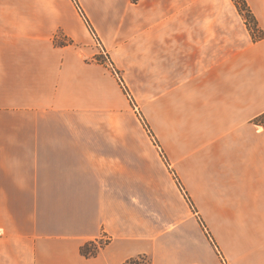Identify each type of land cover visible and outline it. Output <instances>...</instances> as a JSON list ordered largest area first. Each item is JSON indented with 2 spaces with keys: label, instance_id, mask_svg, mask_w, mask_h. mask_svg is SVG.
I'll return each mask as SVG.
<instances>
[{
  "label": "crops",
  "instance_id": "crops-1",
  "mask_svg": "<svg viewBox=\"0 0 264 264\" xmlns=\"http://www.w3.org/2000/svg\"><path fill=\"white\" fill-rule=\"evenodd\" d=\"M78 1L174 124L162 138L191 203L129 129L79 7L0 0V264H264V38L231 0ZM245 1L264 33V0Z\"/></svg>",
  "mask_w": 264,
  "mask_h": 264
},
{
  "label": "rangeland",
  "instance_id": "rangeland-1",
  "mask_svg": "<svg viewBox=\"0 0 264 264\" xmlns=\"http://www.w3.org/2000/svg\"><path fill=\"white\" fill-rule=\"evenodd\" d=\"M74 3L76 4L77 7H79L80 15L81 16L83 15L84 18L88 20L93 30V33L92 32L91 33L95 38L96 51L98 52V56L100 58V62L98 63L104 64L111 71V73L118 79V81L119 80L122 81L123 87L121 85L120 86L127 100L128 115H129V120H131L130 122L128 121L129 129L138 131L141 134H143L145 137H147L151 146L154 148V150H156L159 153L162 162L166 165L169 173L172 175L176 183L181 184L174 167L171 165L167 157V153L165 150V139L162 138V136L167 135L169 130L173 129L172 127L174 126V124L168 126L166 122L158 121L157 117L152 113V108L150 105L151 102L150 92L142 90L140 89V87L136 86L135 68L133 65L134 59L123 58L122 59L123 61L122 64H124L123 69H119L115 65V62L112 59L108 48L106 49V47H104L102 40H100V36L97 32V29L89 20L88 15L86 14V11L84 10L80 2L78 0H75ZM97 243L103 244L104 242L102 240Z\"/></svg>",
  "mask_w": 264,
  "mask_h": 264
},
{
  "label": "trees",
  "instance_id": "trees-1",
  "mask_svg": "<svg viewBox=\"0 0 264 264\" xmlns=\"http://www.w3.org/2000/svg\"><path fill=\"white\" fill-rule=\"evenodd\" d=\"M75 2V0H73ZM234 5L236 6L240 16L242 17L248 31L250 32L251 38L253 42L259 41L261 39L264 38V33L258 28L257 26V22L256 19L254 18L253 14L251 13L249 7L247 6V3L245 0H231ZM83 16V15H82ZM84 21L86 22L87 27L89 28V30L93 33V30L90 26V23L88 22V20L86 18H84ZM66 43H62V45H65ZM97 62H100V58L99 56H95L94 58ZM120 81V85L123 87L122 85V81ZM255 125H259L262 126L264 128V112L262 114H260L259 116H257L253 121H252ZM178 186L181 190V192L183 193L185 199L190 202V198L188 197L187 193L183 190L182 186L180 183H178ZM103 247V244H99L97 242L91 241V242H87L85 244H83L80 249V255H82L85 258H91V257H95L100 248ZM140 261V262H137ZM150 264V262L148 261V259L145 256H138L136 258H132L127 260L124 264Z\"/></svg>",
  "mask_w": 264,
  "mask_h": 264
}]
</instances>
